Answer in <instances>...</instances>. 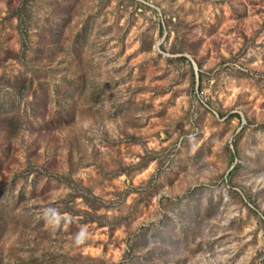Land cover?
<instances>
[{
  "label": "rangeland",
  "instance_id": "obj_1",
  "mask_svg": "<svg viewBox=\"0 0 264 264\" xmlns=\"http://www.w3.org/2000/svg\"><path fill=\"white\" fill-rule=\"evenodd\" d=\"M0 264H264V0H0Z\"/></svg>",
  "mask_w": 264,
  "mask_h": 264
}]
</instances>
